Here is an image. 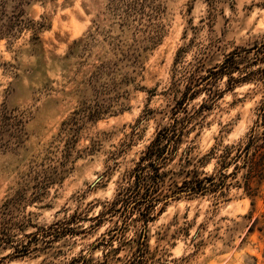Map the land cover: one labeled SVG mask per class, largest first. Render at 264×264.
I'll return each instance as SVG.
<instances>
[{
	"label": "clouds",
	"instance_id": "1",
	"mask_svg": "<svg viewBox=\"0 0 264 264\" xmlns=\"http://www.w3.org/2000/svg\"><path fill=\"white\" fill-rule=\"evenodd\" d=\"M188 3L189 0H39L29 8L21 0H0V207L12 200L18 190L25 196L24 201L13 200L9 204L10 215L0 216V224H7L13 244H26L25 237L37 232L36 227L28 224L29 219L46 228L64 218L63 213L55 215L64 199L53 211L43 213L30 204L45 189L56 193L60 179L65 176L75 180L82 210L92 205V216L118 204V197L131 183L125 174L136 166L132 161L139 160L160 127L173 122L169 116L170 105L174 103L171 97L182 96L190 83L198 92L197 98L190 101L193 108L221 96V106L227 108V102L236 95L247 93L246 107L253 109L243 123L229 116L232 120L229 131L219 141L208 138L191 153V169H196L192 175L219 179L224 147L234 155L248 143L260 115L254 109L257 101L264 98V86L243 77L264 68V64L247 67L243 49L251 48L254 41L264 42V0H194L192 16H182ZM21 8L26 11L20 18L22 21L31 18L42 22L43 15L61 25L62 16L73 20L79 17L77 35L82 41L71 47L67 43L57 44L51 39L53 33L46 31L44 35L50 40L48 57L26 55L24 49L30 46L24 41L31 36V30L25 29L19 39L7 31L9 20L19 15ZM188 20L192 21L190 27ZM186 27L187 39L176 40L170 53L171 57L175 49L184 48L175 67L170 58L162 68L157 62L146 72L144 64L151 51L148 47L146 52V46H154L164 32L170 33L169 39L174 40ZM54 30L60 31V27ZM13 31L19 33V29ZM238 46L242 70L221 74L213 80H200L207 75L208 66L224 65L227 55ZM156 68L160 70L155 71ZM215 70L219 72L220 68ZM189 77L196 79L190 81ZM183 115L181 112L177 118ZM5 116L9 117L7 121ZM62 119L67 123L60 128ZM213 131L218 129L214 126ZM195 143L200 145V140ZM214 143L215 156L202 160ZM190 144L191 141L182 144L176 161L168 165L171 170L168 184L161 185L167 198L161 195L162 203L156 205L157 210L165 203L168 207L155 223L148 225L147 244L153 250L159 249L161 264H212L213 260L227 264L219 253L236 251L234 244L243 236L248 223L245 217L254 196L236 180L224 197L231 201L227 205L219 199L213 201L212 196L186 197L184 194L191 191L189 187L176 188L175 193L170 191V187L183 185L191 170L180 159L181 153L188 158L185 149ZM235 167L233 163L224 171L230 173ZM246 171H241L237 179L244 177ZM70 194L65 193V199ZM214 205L219 206L215 211ZM67 206L72 211L76 209L75 203L69 202ZM30 213L39 218L34 219ZM222 215L229 219L223 220ZM109 221L60 259L66 264L81 247L102 236L107 240L104 234L123 223L119 215L110 216ZM80 227L88 229L90 225L84 223ZM126 227L111 247L93 253V264H103L105 255L125 243L129 247L120 252L124 257L120 264H128L142 225L128 220ZM14 251L12 245H0V258L8 257L4 264H9V260L11 264H20L10 255ZM44 260L40 256L31 264ZM109 264H116L111 256Z\"/></svg>",
	"mask_w": 264,
	"mask_h": 264
},
{
	"label": "rangeland",
	"instance_id": "2",
	"mask_svg": "<svg viewBox=\"0 0 264 264\" xmlns=\"http://www.w3.org/2000/svg\"><path fill=\"white\" fill-rule=\"evenodd\" d=\"M35 3H39V0H21V4H27L29 8ZM43 6V4H40V7ZM194 11V0H189L182 16H192ZM25 15L26 11L24 8H21L19 15H14V17L9 20L7 31L14 38L19 39L20 36L23 35L25 29L31 30V36L27 37L24 41V43H27L30 46L28 49H24L26 55L37 54L45 59L48 57L50 40L44 35V32L46 31H51L53 33L51 39L57 44L67 43L69 47H71V45L78 43V41H82V37L77 35L79 32V17L73 20L70 17L62 16L60 18L62 24L57 25L54 20L46 18L43 15L41 16L42 22H34L31 18L27 21H22L20 18ZM37 23H39L38 28L36 27ZM186 23L189 27L192 25L191 20H188ZM57 27H60V31L54 30ZM14 29H19V33H15L13 31ZM187 32L188 28L186 27L175 37L174 40L169 39V36L171 35L170 33L164 32L154 46H146L145 51L147 52L148 47L151 48V51L148 52L146 57V62L144 64L145 71L147 72L149 66L155 65L157 62L159 63L160 68H162L165 64L169 63L170 58L172 66L175 67L177 63L176 58L181 55L184 48L181 47L175 49V52L171 57L170 53L172 52L176 40L187 39ZM191 43H194V41ZM21 48H23V43L21 44ZM240 52L241 49L238 46L236 51L227 55V58L233 55V61L231 62L232 65H229L228 63V68L225 69L223 74L230 73L234 70H242L240 69V63L242 60L238 58ZM243 53L245 54L244 58L248 59L247 67H254L258 63L264 64V42L254 41L251 48L243 49ZM253 53H255V55H253ZM215 67H219L221 71V65L208 66L207 75L203 77H209L211 79L212 76L210 75L214 73H217L215 75L216 77L220 76L222 73H220V71L217 72ZM160 68L154 70L159 71ZM258 70L262 71L264 68H258L253 72H249L247 76ZM191 78L196 79L195 77H189V79ZM209 78L206 81L210 80ZM213 79L215 78H212V80ZM247 80H251L252 82L264 86V78H261L259 75L250 76ZM199 87L200 86L197 88ZM186 89V87L183 89L182 96L173 95L171 97L174 103L170 105L171 112L169 116L173 122L168 126L160 127L158 132L155 133V138L159 133L169 136V130L174 129L176 125L178 132L181 131V136L175 141L177 143H169L166 146L167 148L164 153L158 159L156 157L147 158V150L154 141L152 140L146 150L140 154L139 160L132 161L136 166L127 170L125 175L131 183L130 186L121 193L120 197H118V204L114 203L112 208H108L106 211H101L97 216H92V205L89 204L87 207H83L82 210V199L76 195L75 180H71L69 177L65 176L60 179L58 191L56 193H48L45 189L39 195H35V198L31 200L30 204V206H38L40 213H43L45 211H53L58 202L61 199H64V205L60 207L59 212L55 213L56 216L63 213L64 218L56 220L52 225L46 228L34 224L33 220L29 219L28 224L32 227H36L37 232L25 237L28 241L26 244H13L12 237L9 235L7 229V224H0V245H12L14 248H20L22 245L27 246V249H29L27 254H16L15 251L10 254L12 258L19 260L20 264H31L33 260L38 259L40 256L45 257V260L41 261V264H57V261H59L60 264H65V261L60 259L61 257H66L68 253L72 252L73 249L80 244L81 241L87 240L88 237L93 235L103 226L104 223L110 222V216L119 215L123 223L104 234L108 237L107 240L102 236L99 240L81 247L80 252L68 260L66 264H93V260L95 259L93 253L100 248L111 247L112 242L121 235V230H127L126 226L128 220H132L133 224L142 225V228L137 233L139 239L136 242L135 249L131 253V257L128 259V264H149L150 261H155L156 264H161V260L158 258L159 249L153 250L147 244L149 236L146 230L149 224L155 223L167 210L168 205L166 203L164 204V207L159 210H157L156 205L162 203L160 200L161 195H164L165 198H167V194L161 192V185L168 184V177L171 173V170L168 169V165L176 161V154L180 152V146L186 141H191L189 148L185 149V152L188 153V158H185L182 153L180 154L181 161L191 169V153L195 151L197 147L204 145L208 138L219 141L220 137L226 131H229V125L232 123V120H237L243 123L249 112L253 111V109H248L246 107L249 103L247 93L236 95L232 101L227 102V108L221 106L220 101L223 99L222 96L219 99H214L212 103H204L199 107L193 108L190 101H194L197 98L198 93L192 98V96H190L191 92H187ZM154 91V89H149V92ZM185 92L186 95H184ZM178 101L181 104L176 108ZM261 106H264V98L257 101L254 110L260 113L259 108ZM181 112H183L184 115L182 118L178 119L177 117L180 116ZM220 113H223V115L221 116ZM218 116L219 119L217 118ZM229 116L232 117V120L228 119ZM258 118L259 117L257 116V119ZM8 119L9 117H4L5 121ZM89 119H91V114L89 115ZM66 123V119L60 120V128H63ZM214 126L218 129V132L213 131ZM133 135H135V133H133ZM142 138L143 137L141 136V139ZM197 139L200 140V145H196L195 142ZM164 143L165 142L163 141V145ZM211 150H213V154L211 153ZM216 150L217 144L214 143L212 148L209 149V152L202 157V160H206L210 156L214 157ZM149 163H152L153 165L149 166ZM163 169L168 170L165 171ZM191 170L196 171V169ZM182 173L183 169L180 174ZM224 173L227 174L228 172L224 171ZM198 177L200 178L199 174ZM186 179L187 178L185 177V180ZM230 183H232V181L229 179L225 181L226 185H229ZM182 186L183 185L178 184L175 188L170 187V191L175 193L176 188ZM232 187L233 186H230L228 189H225L223 195H219L217 192H206L204 194H195V196L189 193H185L184 195L186 197L191 196L193 199H202L204 196H212L213 201L219 199L221 203L227 205L231 201L230 199H224V197ZM60 189H62V191ZM258 189V196L253 199L245 217L248 220V223L244 227L243 236L234 244L236 251L234 253H219V255L227 260V264H250V262L251 264H264V179L261 180ZM69 192L71 194L67 195V198L65 199V193ZM13 200L19 203L25 200V196L20 190H18L12 200L6 201L3 207H0V216L6 218L10 215L9 204H11ZM69 202L76 204L75 211H72L67 206ZM217 207L219 206L214 205V211ZM69 213L71 214L69 215ZM30 216H33L34 219L39 218L38 215L31 213ZM174 219L176 218L174 217ZM222 219L227 220L229 217L227 215H222ZM84 223H88L90 227L88 229H82L80 225ZM21 230H23L22 225ZM156 235L161 239L163 238L159 232H157ZM173 238H175V236ZM127 247H129V244L125 243L122 246L114 248L113 252L115 255H113V252L105 255L103 264H109L110 256L116 261V264H120V261L124 259V257L120 256V252ZM66 248L67 251H65ZM85 249H87V255H85ZM5 260H8V257L0 258V264H4ZM9 264H11L10 260ZM212 264H224V261L213 260Z\"/></svg>",
	"mask_w": 264,
	"mask_h": 264
},
{
	"label": "trees",
	"instance_id": "3",
	"mask_svg": "<svg viewBox=\"0 0 264 264\" xmlns=\"http://www.w3.org/2000/svg\"><path fill=\"white\" fill-rule=\"evenodd\" d=\"M232 61L233 55L229 56L226 59L224 65H222L221 67L220 73L223 74V72H225V69L228 68V63L229 65H232ZM216 74L217 73L211 74V79L209 77H203L200 78V80L206 81L208 78L212 80V78H216ZM253 75H259L261 78H264V70H258L249 76H245L243 79L247 80L250 76ZM189 80L191 81L193 80V78ZM198 86H200L199 83H197L196 87ZM186 88L187 92H191L190 96H192V98L195 96L196 93H198L197 91L193 90L191 83L187 85ZM184 95H186V92ZM179 104L181 103H179L178 101L176 104V108L179 107ZM259 111V118L256 120L253 126L252 133L248 138V143L236 150L234 155L227 146L224 147V150L221 153L222 163L220 178L215 179L205 177L204 179H200L198 177V174L192 175V173L196 171L190 170L188 176L186 177L187 179L184 181V184L182 186L189 187L191 189V191L186 193L193 195V193L204 194L206 192H217L219 193V195H223L225 189H228L230 186H233L232 183H230L229 185L225 184V181L229 179L231 181L236 180V183L239 184L240 187H243L245 191L249 193V195L254 196V198L258 196V187L260 185L261 180L264 179V106H261L259 108ZM180 136L181 131L178 132V128L176 127V125L174 129L169 130V136L166 134L159 133L147 150V158L156 157L158 159L164 153L165 149L167 148L166 146L169 143H177L175 141H177V138H179ZM163 141L165 142L164 145ZM211 153H214L213 150H211ZM233 163H235L236 167L232 169V172L225 174L224 169L229 166L232 167ZM152 165V163H149V166ZM245 169L247 171L245 172L244 177H240L239 179H237L239 173L241 171H244ZM28 250L29 249H27V246L22 245L20 248H15V253L27 254Z\"/></svg>",
	"mask_w": 264,
	"mask_h": 264
}]
</instances>
